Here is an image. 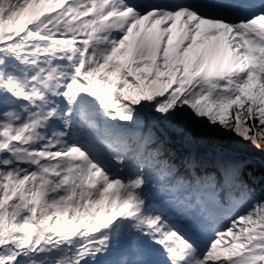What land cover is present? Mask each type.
Here are the masks:
<instances>
[{
	"label": "snow or ice",
	"instance_id": "1",
	"mask_svg": "<svg viewBox=\"0 0 264 264\" xmlns=\"http://www.w3.org/2000/svg\"><path fill=\"white\" fill-rule=\"evenodd\" d=\"M241 142L264 0H0V264H264Z\"/></svg>",
	"mask_w": 264,
	"mask_h": 264
},
{
	"label": "trees",
	"instance_id": "2",
	"mask_svg": "<svg viewBox=\"0 0 264 264\" xmlns=\"http://www.w3.org/2000/svg\"><path fill=\"white\" fill-rule=\"evenodd\" d=\"M168 132L173 137V140L176 142V144L179 146V148H177L175 145L172 144V142L169 141L168 147L173 152L179 155L188 150V148L180 142L178 136H176L170 130H168ZM159 134L160 133H158V135ZM241 143H243L245 146L238 150L235 155L236 158L246 163V178H248L250 182L254 183L257 190L264 188V144H262L260 148H257L250 142ZM210 146V143L198 142L193 147L195 151L203 154L209 150Z\"/></svg>",
	"mask_w": 264,
	"mask_h": 264
}]
</instances>
